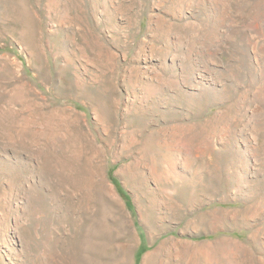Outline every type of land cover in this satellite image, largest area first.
Returning <instances> with one entry per match:
<instances>
[{
	"label": "rangeland",
	"instance_id": "374dc122",
	"mask_svg": "<svg viewBox=\"0 0 264 264\" xmlns=\"http://www.w3.org/2000/svg\"><path fill=\"white\" fill-rule=\"evenodd\" d=\"M0 264H264V0H0Z\"/></svg>",
	"mask_w": 264,
	"mask_h": 264
}]
</instances>
